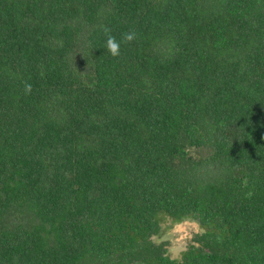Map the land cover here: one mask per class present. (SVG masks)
I'll return each instance as SVG.
<instances>
[{"label": "trees", "instance_id": "obj_1", "mask_svg": "<svg viewBox=\"0 0 264 264\" xmlns=\"http://www.w3.org/2000/svg\"><path fill=\"white\" fill-rule=\"evenodd\" d=\"M0 264H264V0H0Z\"/></svg>", "mask_w": 264, "mask_h": 264}, {"label": "clouds", "instance_id": "obj_2", "mask_svg": "<svg viewBox=\"0 0 264 264\" xmlns=\"http://www.w3.org/2000/svg\"><path fill=\"white\" fill-rule=\"evenodd\" d=\"M103 33L105 35V47L107 52L112 57H118L120 55L121 43L130 44L137 39V34L135 31H129L122 34L121 40H117L115 36L111 34V29L107 26L103 27ZM83 73V72H81ZM32 92V85L28 82L24 84V94L30 95ZM242 186L247 187V179L242 181ZM253 195L252 191L245 193L246 198H251ZM182 223L185 227H178L175 229L180 235L174 242V244L169 248V254L172 259L179 260L183 252L188 250L189 242L193 241L194 236L204 235V229L199 225L198 222L194 220H183Z\"/></svg>", "mask_w": 264, "mask_h": 264}, {"label": "rangeland", "instance_id": "obj_3", "mask_svg": "<svg viewBox=\"0 0 264 264\" xmlns=\"http://www.w3.org/2000/svg\"><path fill=\"white\" fill-rule=\"evenodd\" d=\"M183 220H190L189 218H182L177 222H171L172 220L163 221L162 224V234L157 237H153L152 240L154 242H161L164 241L167 244V254H169V248L174 244L178 236L180 235L175 231L178 227H185V225L182 223ZM171 257V256H170Z\"/></svg>", "mask_w": 264, "mask_h": 264}]
</instances>
